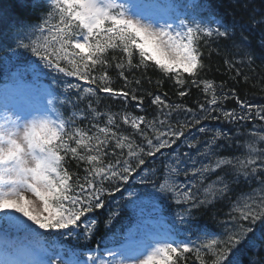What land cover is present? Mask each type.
I'll list each match as a JSON object with an SVG mask.
<instances>
[{
    "label": "snow or ice",
    "instance_id": "1",
    "mask_svg": "<svg viewBox=\"0 0 264 264\" xmlns=\"http://www.w3.org/2000/svg\"><path fill=\"white\" fill-rule=\"evenodd\" d=\"M33 6L44 13L40 23H20L10 43L0 41V51L23 50L34 58L21 67L10 56H0V68L11 73V88L6 82L0 89V222L26 237V242L9 239L7 233L0 237V264H188V254L195 264H241L235 256L229 260L238 246L247 242L264 248V146L255 145L256 139L264 142V134L251 132L247 158H228L218 150L232 138L223 129L203 126L205 120L260 121L264 130V105L247 103L235 88H226L223 81L217 85L207 75L211 67L205 50L211 59L220 54V44L232 41L236 51L223 60L224 67L237 82L241 76L247 82L240 66L254 57L235 42V29L204 0H36ZM41 69L51 84L33 93L27 73L37 75ZM111 69L123 82L119 88L112 86ZM153 75L158 90L169 83L184 98L194 88L203 102L194 110L169 102L167 92L143 88L145 79L152 84ZM100 94L120 107L101 111ZM146 97L156 109L151 115ZM229 100L235 107H225ZM193 129L212 135L200 143L190 136ZM164 150H171L168 163L153 186L177 205L169 228L99 254L65 251L55 244L73 236L91 239L97 221L89 214L132 178L151 183L156 169L145 157ZM220 170L223 176L201 194L206 174ZM181 174L199 185L178 184L175 177ZM253 179L259 187L231 204L221 232L179 238L191 231L194 210L227 198L232 184ZM134 196L128 191L130 202Z\"/></svg>",
    "mask_w": 264,
    "mask_h": 264
},
{
    "label": "trees",
    "instance_id": "2",
    "mask_svg": "<svg viewBox=\"0 0 264 264\" xmlns=\"http://www.w3.org/2000/svg\"><path fill=\"white\" fill-rule=\"evenodd\" d=\"M208 2V8L212 13L218 15L223 21L232 26L235 29V42L237 44H243L254 57V62L245 63L240 66V71L248 77L247 82L244 81L243 76L239 78V82L234 78V73L228 72L223 64L225 58H232V53L236 50L233 47V42L228 41L225 44H220V54H213L211 59L207 58V50H205V63L210 65L211 71L207 74L209 78L214 79L215 83L219 85L222 81L226 88H235L239 97L249 104L264 105V24L254 23V21L264 20V0H204ZM36 0H0V41L4 43H10V37L14 34L16 28L20 23L38 24L40 23V17L44 15L42 11L35 8L33 5ZM215 53V49H213ZM0 56H10L13 61H19V66L25 65L24 62L30 60V55L23 50H16L14 52H8L6 49L0 51ZM219 69V71H218ZM42 77L51 84V76L46 73V70L41 69ZM110 75L113 78V87H121L123 82L118 80L117 74L114 69L110 70ZM151 75V73H150ZM9 80L7 74L3 75V68H0V82L4 83ZM156 76H152V84L145 82L143 88L149 91L161 93H168L169 102L181 103L194 110L198 109V101L203 102L204 97L197 89H191L190 94L184 98L176 96L174 89L171 88L169 83H165L164 87L157 89L155 86ZM83 107V105H80ZM98 107L101 111H105L111 108L113 111L120 107L119 102L109 101L104 98L103 94H100V100L98 101ZM225 107H235L234 101H227ZM145 108L148 109L149 115H151L156 109L149 104V98H145ZM134 111V109H130ZM79 123V122H78ZM203 126L208 129H223L225 133L232 138V142L229 145L227 141L223 142V147L220 148L219 155L224 157L238 156L241 159L247 158V144L252 139L251 132L256 131L258 134H264L262 130V122L253 121L247 125H232L225 124L219 121H203ZM123 127V126H122ZM199 127V126H197ZM127 131H131L128 129ZM196 129H193L190 133L191 137H197L198 141L202 143L208 139L212 132L207 135L199 133ZM139 140V137L136 138ZM257 149L264 146V142L255 140ZM186 150V149H185ZM119 151V150H117ZM171 150H164L163 154H158L155 158L145 157L149 160V168L156 169V173L153 175L150 173L151 183L139 184L136 181L139 177H134L127 185H121V191L115 192L113 190L112 196H104V207L97 210L94 213L89 214L96 221L97 224L94 229V233L91 239L85 240L81 235L79 238L73 236L68 238L56 239L54 242L59 246H64V250L75 249L77 251H92L97 249L99 252L104 251L106 248L112 247L122 235L129 234L134 226V220L136 215V208L132 206V202L125 200L124 196L130 189H136L139 193H153L157 194L164 202L162 219L165 223L172 225L175 218V212L177 211V205H175L170 199H166L160 196L154 189V184H158L163 176L164 166L168 163L169 152ZM195 157V149L191 150ZM216 157H213V160ZM258 163L260 157L255 156ZM198 159H203L202 157ZM207 163V161H205ZM191 167V165H189ZM75 170V168H74ZM223 171H217L216 173H207L204 183L201 186V194L203 187H207L212 181L217 179V176H223ZM185 177L183 174L175 177ZM185 184L197 183L199 181L191 180L185 177ZM177 182V181H176ZM178 183V182H177ZM257 180L253 179L247 183H234L231 185L232 191L225 199H217L211 206L203 207L199 210H194L193 218L189 220L188 227L190 232H183L187 237L191 236L195 238L198 233H215L221 232L220 224L222 221L227 220L228 213L231 208V204L240 198L241 196L251 193L253 189L258 188ZM115 213V215H113ZM110 222H109V218ZM0 225L8 231H14L24 238L25 234L22 231H18L12 226H6L2 222ZM131 233V232H130ZM261 234L260 226H255L254 235L257 238V244L259 245V237ZM48 236L47 233L44 234ZM52 242V238L49 239V243ZM63 243V244H62ZM189 255L188 264H195V259L192 254ZM238 258L241 264H264V248L252 247L247 242L238 246L233 253L229 254V260Z\"/></svg>",
    "mask_w": 264,
    "mask_h": 264
},
{
    "label": "rangeland",
    "instance_id": "3",
    "mask_svg": "<svg viewBox=\"0 0 264 264\" xmlns=\"http://www.w3.org/2000/svg\"><path fill=\"white\" fill-rule=\"evenodd\" d=\"M9 88H11V85L8 86ZM46 88L44 85H42L41 87H37V91ZM36 92V91H35ZM10 237L12 236L11 234H8ZM11 239V238H10Z\"/></svg>",
    "mask_w": 264,
    "mask_h": 264
}]
</instances>
